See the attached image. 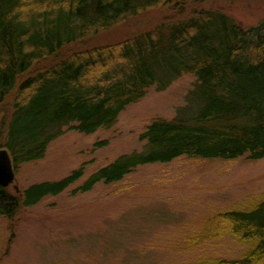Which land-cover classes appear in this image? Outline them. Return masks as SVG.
<instances>
[{"label":"trees","instance_id":"1","mask_svg":"<svg viewBox=\"0 0 264 264\" xmlns=\"http://www.w3.org/2000/svg\"><path fill=\"white\" fill-rule=\"evenodd\" d=\"M186 1L0 0V105L10 99L9 113L0 116V148L9 152L13 168L41 158L63 127L83 133L109 127L150 86L164 89L183 74L196 79L192 96L197 109L173 119H149L139 134L142 151L118 155L78 189L115 182L138 165L179 156L263 158L264 22L243 28L221 11L194 8L187 16H169L152 29L72 51L40 67L42 59L66 44L151 7L184 10ZM81 174L82 168H76L57 180L32 183L21 193L0 185V216L12 219L20 206L62 192ZM217 217L221 224L216 227L251 246L242 258L210 264L264 258V196ZM214 229H205L200 238L221 234Z\"/></svg>","mask_w":264,"mask_h":264},{"label":"rangeland","instance_id":"2","mask_svg":"<svg viewBox=\"0 0 264 264\" xmlns=\"http://www.w3.org/2000/svg\"><path fill=\"white\" fill-rule=\"evenodd\" d=\"M194 8L221 11L243 28L264 22V0H187L184 10L158 5L64 45L42 59L40 67L72 51L152 29L169 16H187ZM195 85L194 76L183 74L164 89L150 86L109 127L91 133L63 127L41 158L19 164L7 185L13 193L76 168L82 174L62 192L20 206L12 219L0 216V264H210L242 258L251 243L216 227L221 224L217 214L250 206L264 196V157L179 156L138 165L115 182L78 189L89 174L118 155L142 151L139 134L149 119L192 114L198 106L192 96ZM9 101L0 105V116L9 113ZM213 228L211 232L218 228L224 234L200 238L202 231ZM250 264H264V258Z\"/></svg>","mask_w":264,"mask_h":264},{"label":"water","instance_id":"3","mask_svg":"<svg viewBox=\"0 0 264 264\" xmlns=\"http://www.w3.org/2000/svg\"><path fill=\"white\" fill-rule=\"evenodd\" d=\"M14 179V168L9 152L0 148V185L7 186Z\"/></svg>","mask_w":264,"mask_h":264}]
</instances>
